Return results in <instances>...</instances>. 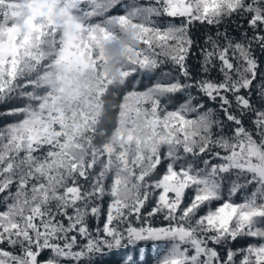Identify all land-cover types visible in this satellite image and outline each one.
Wrapping results in <instances>:
<instances>
[{
	"label": "snow or ice",
	"instance_id": "obj_1",
	"mask_svg": "<svg viewBox=\"0 0 264 264\" xmlns=\"http://www.w3.org/2000/svg\"><path fill=\"white\" fill-rule=\"evenodd\" d=\"M0 264H264V0H0Z\"/></svg>",
	"mask_w": 264,
	"mask_h": 264
}]
</instances>
